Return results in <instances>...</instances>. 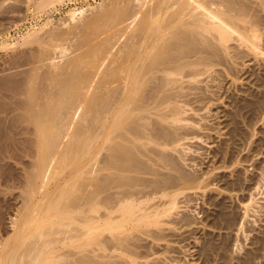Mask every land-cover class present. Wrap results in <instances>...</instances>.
Instances as JSON below:
<instances>
[{"label": "bare ground", "instance_id": "obj_1", "mask_svg": "<svg viewBox=\"0 0 264 264\" xmlns=\"http://www.w3.org/2000/svg\"><path fill=\"white\" fill-rule=\"evenodd\" d=\"M5 2L0 14L14 6ZM252 4L264 9V0H106L88 20L70 15L66 27L25 36L33 46L0 72V157L14 142L31 150L17 183L9 178L16 202L0 203V264H103L96 250L107 240L122 245L126 224L162 213L147 210L152 197L194 180L171 172L164 153L184 119L174 91L215 66L230 39L254 38Z\"/></svg>", "mask_w": 264, "mask_h": 264}, {"label": "rangeland", "instance_id": "obj_2", "mask_svg": "<svg viewBox=\"0 0 264 264\" xmlns=\"http://www.w3.org/2000/svg\"><path fill=\"white\" fill-rule=\"evenodd\" d=\"M5 1L13 2L15 9L12 12L10 7L9 13L2 12L5 16L0 14V72L9 63V55L33 46L26 41L28 33L27 39L35 31L42 34L60 25L66 27L70 15L77 17L75 21L88 20L87 15L97 14L106 3L53 0L38 8L35 3L41 0ZM254 8L261 22L252 32L254 38L246 43L230 39L221 49L224 52L220 50L223 54L218 64L197 75L198 80L194 77L195 82L184 80L186 83L174 88H180L174 93L184 119L178 123V143L174 141L164 153L177 169L164 165L160 170L188 173L194 180L168 188L170 195L175 194L176 207L168 208L172 206L167 200L169 193L152 197L146 204L148 209L144 206L148 211L162 209V213L140 223L139 228L126 224L127 232H133L122 245L112 239L106 241L109 248L96 250L105 260L94 251L103 264H264V9L257 4ZM79 10L84 12L78 14ZM58 49L55 53L59 55ZM9 149V157L1 156L0 164L11 175L7 180L17 183V176L31 160V150L22 142L10 144ZM0 179V203L4 199L7 205H14L16 183L15 189L10 179ZM102 234L110 235L106 231ZM114 242L117 248L112 246Z\"/></svg>", "mask_w": 264, "mask_h": 264}]
</instances>
